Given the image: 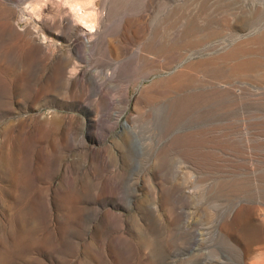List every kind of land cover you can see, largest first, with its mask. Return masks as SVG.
<instances>
[{
  "label": "rangeland",
  "instance_id": "1",
  "mask_svg": "<svg viewBox=\"0 0 264 264\" xmlns=\"http://www.w3.org/2000/svg\"><path fill=\"white\" fill-rule=\"evenodd\" d=\"M0 264H264V0H0Z\"/></svg>",
  "mask_w": 264,
  "mask_h": 264
},
{
  "label": "bare ground",
  "instance_id": "2",
  "mask_svg": "<svg viewBox=\"0 0 264 264\" xmlns=\"http://www.w3.org/2000/svg\"><path fill=\"white\" fill-rule=\"evenodd\" d=\"M75 2H76V1H75ZM76 3H77V2H76ZM71 5H72V4H71ZM75 7H76V8H80V6H79L78 4H76ZM74 9H75V8H74ZM82 10H83V9H82ZM88 10H89V9H88ZM76 11H78V9H77ZM78 12H80V11H78ZM78 12H77V13H78ZM94 12H95V11H94ZM89 13H90V11H89ZM89 13H88V14H89ZM79 14H80V13H79ZM82 14H83V13H82ZM92 14H93V13H92ZM86 15H87V14H86ZM84 16H85V15H83V17H84ZM89 16H90V15H89ZM93 16H96V14H95V15L93 14ZM79 17H80V16H79ZM87 17H88V16H87ZM80 18H81V17H80ZM81 21L83 22V20H81ZM61 24H62V23H61ZM61 24H60V25H61ZM84 24H87V22H86V23L84 22ZM88 26H89V25H88ZM90 26H91V25H90ZM91 29H92V28H91ZM93 30H94V29H93ZM88 31H89V30H88ZM122 31H123V30H122ZM89 32H90V31H89ZM90 34H91V33H90ZM78 36H79V35H78ZM252 66H253V65H252ZM248 67L250 68L251 66H248ZM61 68H62V67H61ZM99 89H102V88L99 87ZM102 91H103V90H102ZM100 93H101V92H100ZM101 94H102V93H101ZM96 97H97V96H96Z\"/></svg>",
  "mask_w": 264,
  "mask_h": 264
}]
</instances>
